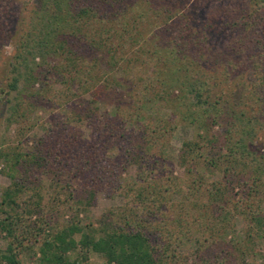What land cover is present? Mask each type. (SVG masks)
<instances>
[{
    "label": "rangeland",
    "instance_id": "obj_1",
    "mask_svg": "<svg viewBox=\"0 0 264 264\" xmlns=\"http://www.w3.org/2000/svg\"><path fill=\"white\" fill-rule=\"evenodd\" d=\"M128 2L130 9L123 18L134 20L132 32L135 34L129 37L131 31L127 29L131 27V20L126 29L123 23L125 20L120 16L114 21L115 30L126 38L122 44L128 54L151 52L143 56L138 54L144 67L134 66L131 69L129 85L140 76L143 82L150 79L151 72L168 61L172 51L178 56L176 58L181 68L179 83L185 84L180 94L169 86L171 97L180 96V112L174 113L161 107L156 99H149L141 109V119L133 117L126 121L125 118H119L115 122L122 134L130 133L153 145L152 161L158 158L166 160L163 167L158 163L152 178L163 180L171 172L173 178L183 181L194 178L196 186H201L198 194L196 191L197 197L189 195L186 199L175 194L171 198V203L182 200L192 210L194 206L198 207L193 211L196 217L203 214L206 219L202 226L198 224L193 235L179 242L171 241L175 260L170 264H264V230H256L252 222L255 231L248 237L251 223L248 221L250 216L245 212L246 206H250L252 215L259 216L261 226L264 227V187L257 188L256 193L251 192L250 188L253 184V167L264 171V2ZM35 3L36 0H0V23H5L14 35L11 38L10 34L3 36L0 32V223L10 213L9 208L1 206V203L5 191L13 187V177L17 178L18 184L30 186L28 194H20L15 198L17 215L24 219L15 232V238H9L0 231V256L6 254L11 241L14 242L13 247H16L15 242L21 241L22 245L16 250L18 264H38L39 246L46 235L72 225H77L83 232L87 225H106L110 214L116 211L118 214H126L136 204L134 197L137 194L138 168L133 163H115L122 155L120 147L114 146L100 152L101 162L97 170L88 157L92 154V148H97L95 140L100 129H97L96 122H102L105 117L113 118L119 101L123 116H136V108H129L133 100H136L134 93L140 90L139 97L145 95L143 84L136 85L133 92L121 87L113 92L115 97L110 102L108 95L89 105L93 98L88 92L78 93L76 90L71 99L59 95L63 88L56 78L50 77L47 81L34 83L28 81L27 74L40 71L37 65L42 62L37 57L33 60L29 53L31 48L27 49L32 43L28 42L25 47L23 39L29 30L28 22L35 17ZM140 12L143 17L137 19L135 16ZM105 26L109 27V24ZM114 40L112 43L116 44ZM155 48L162 49L161 60L152 54ZM98 55L102 63L108 60L106 53ZM21 59L26 61L21 63ZM66 62L64 55L47 58V64H42L53 73L56 67V70H61ZM120 76L121 73L116 71L114 77ZM45 84L51 86L52 90ZM198 94L201 96L200 102L197 100ZM146 95L145 98H149ZM209 103H217L216 114L219 118L211 116L209 119L205 117L197 120V115L193 114L195 108L203 110ZM85 108L91 109V123H94L95 128L83 115ZM211 112L215 115V110ZM168 118L174 127L162 134L157 130L159 121ZM243 129H247L248 135ZM228 137H232L238 145L243 144L241 152H253V156L243 157L240 161V164L244 162L247 167L239 181H225L221 170L207 164L224 157L229 149V144L224 143ZM210 139L218 142L211 145ZM193 141L202 144L200 153L203 157L187 160L184 164L179 159L182 146L185 142ZM51 142L56 148L52 149ZM42 145L48 147L43 154H46L45 159L50 167L24 174L23 165L10 166L14 154L32 152ZM4 154L10 158L3 157ZM219 163L222 165L221 161ZM107 168L113 173V182L109 181ZM242 168L240 165L238 171ZM96 172L101 175L99 184L101 182L104 185L96 191L92 204L85 206L87 192L93 189L92 179ZM225 184L233 199L245 203L240 210L244 216L238 213H232L231 216L230 205L214 203L210 201L211 198L209 200L208 190L211 191L214 185ZM130 186L135 190H131ZM62 187L66 193L72 194L70 199H65L67 195ZM35 193H40V196H35ZM52 196L57 198L54 200ZM30 200H39L41 208L28 216L25 208ZM226 201L228 203V197ZM114 218L119 221V218ZM221 218L228 220L223 223L224 230L218 227ZM191 220L189 217L188 221ZM41 229L43 232L37 235ZM162 236L160 234V244L163 245ZM79 238L80 232L74 235L75 240ZM71 256L75 258V255ZM88 261L90 264L103 263L101 256L94 253H89Z\"/></svg>",
    "mask_w": 264,
    "mask_h": 264
},
{
    "label": "trees",
    "instance_id": "obj_2",
    "mask_svg": "<svg viewBox=\"0 0 264 264\" xmlns=\"http://www.w3.org/2000/svg\"><path fill=\"white\" fill-rule=\"evenodd\" d=\"M247 1H249V3H255L257 1L264 2V0ZM35 4L36 8L34 9L33 15L35 17L31 22H28L29 30L23 39L25 47L28 46V42L32 43L27 49L31 48V52L29 53L32 55L33 60L37 57L41 59L42 62L37 65L40 67V71H31V73L27 74L28 81L30 80L34 83L42 80L47 81L50 77L56 78L58 84L63 88L59 95L71 99V96H74L77 92L76 90H78V93L79 91L88 92L93 98V101H90L89 105H93L98 98L100 99L108 95L110 102V100L115 97L113 92L115 93V91L121 87L132 90L131 92H133L136 85L143 84L142 88L144 94L149 95V98L146 99L142 91L141 94L144 95L142 98L139 97L141 96L139 94L140 90L134 93L135 98H133L136 100H133L129 108H136L135 110L138 112L136 116H123L124 113L120 110L122 107L120 105L121 101H119L118 105H116L115 116L113 118L105 117L102 122H96V126L98 124L97 129H100L95 140L97 148H92V154L88 157L91 158L92 164L94 163V169L97 170L101 162L100 152L114 146L120 147L122 155L119 161L115 160V163L118 164L119 162L118 165L127 162L133 163L136 164L138 168L137 194L136 197H134L136 199V204L131 206L126 214H118L117 211L116 213L113 212L110 214L106 225H100L99 227L87 225L84 232L77 225H72L57 230L53 234L46 235V237H43L39 246L38 264H90L88 261L89 253L100 255L103 259L102 264L172 263V261L175 260V255L172 250L173 245L171 241L179 242L188 235H193L196 232L195 230L198 224L200 223L202 226L206 217L203 216V214L196 217L193 211L198 207L193 205L194 210H192L188 205H185L182 200L178 203H171V198L175 194L186 199L189 198V195H192L193 198L197 197L196 191L198 194L201 186H196L197 181H195L194 178L188 181H183L175 177L173 178L171 172H168L163 180L152 178L155 175V171H157L158 167L156 166L158 163L163 167L166 160L158 158V160L152 161L151 153L153 145L149 143V141H144L130 133L127 135L122 134L115 122L119 118H125L126 121L131 120L133 117L141 119V109L149 99H156L161 107L168 108L174 113L180 112L181 109L178 106L180 100L178 98L180 96L171 97V90L169 89V86H171L172 90H176L180 94L185 86L184 83H179L180 77L178 74H180L181 68L179 66L180 64H178V56L172 51V54L170 53L169 55L170 59L164 61L163 65L156 67L154 71L151 72L152 77L145 80L146 83L142 81L143 78L140 76L136 78L137 81L135 83L129 85L131 69L134 66L137 68L144 67V64L140 60V56L149 55L151 52L138 51L128 54L122 44V40L126 38L120 34L119 31L115 30L114 21L117 16H120L122 19L130 9L128 0H36ZM142 15L143 13L140 12V14H137L135 17L139 19ZM123 19L125 20L123 23L126 29L128 22L131 20V27L127 30L131 31L129 32V37H132L133 34H135V32H132L135 22L131 18ZM106 24H109V27H106ZM0 32L3 36L5 34H10L11 38L14 36L5 23H0ZM116 32L119 34H116ZM129 37H127V39ZM113 39L117 41L116 44L112 43ZM160 51H162V49L158 48L152 51V54H154L158 60L162 58ZM27 52L28 51H25L24 53ZM98 53H106L108 55V60L102 63ZM64 55H66L67 62L61 70L58 69L59 71L56 70L58 67L54 66L56 69L51 73L42 64L44 62L46 63L47 58H57ZM149 57H151V55ZM18 58L21 57H17V59ZM25 61V59H21V63ZM116 71L121 73L119 78L114 77ZM262 74L264 79V61ZM133 84H135L134 87ZM48 87L49 90H52L50 88L51 86ZM200 99L201 96L198 94L197 100L199 102ZM134 102L137 103L134 104ZM90 110L89 108L84 110L85 112L83 115L86 117L89 124L94 127V123H91L93 115ZM201 110L198 111V108H195L193 114L197 115V120L204 119L205 117L209 119L211 116L214 119L219 118V115L216 114L218 111L217 103H209L208 107ZM212 110H215V115L211 112ZM192 122H194L193 119ZM173 127L172 121L168 118L163 122H161V120L159 121L157 130L165 134L173 129ZM200 128V130H202V127ZM246 130L245 134L248 135ZM214 142L218 141L210 139L209 144L213 145ZM224 143L225 145L229 144V149L225 153L224 159L222 157V159H220L219 157L216 162L210 161L207 164L221 170L225 181H239L243 178L242 173L244 168L247 167L244 162L240 164V161L243 157L247 158L253 156V152H241L240 150L243 151L244 149L243 144L238 145L232 137H228L227 141L224 140ZM52 145V149L56 148L55 144ZM201 146L202 144L199 145L196 141L185 142L179 156L180 161L185 164L187 160L203 157L202 153H200ZM47 149L48 147L46 148L42 145L32 152L26 151L16 153L13 156L10 166L14 167L18 164L23 165L24 174H31L32 170L37 171L43 170L45 167H50L45 159L46 154H43ZM2 156L6 159L10 158L7 154ZM220 161L222 165H220ZM223 165L224 168H221ZM240 165L243 168L238 171ZM107 169L110 173V175L108 174L109 181L113 182V173H111L109 168ZM189 172L190 170L188 173ZM98 173L96 172L94 174L95 178L92 179V181H94L92 185L93 189L87 192L88 199L84 203L85 206H90V204H92L96 191L101 185H104V183L101 182L99 184L101 175ZM252 173L253 184L250 188L251 192L255 191L256 193L257 188L264 187V171L258 169V167H253ZM13 180V187L5 191L1 203V206L9 208L10 213L8 217L0 223V231L6 233L9 238H15L14 235L16 230H18V227L24 222L23 217L17 215L15 208L17 207V203L15 198L20 194H28V189L30 190V186L27 187L24 183L18 184L16 177H13ZM57 185L59 186V183H57ZM226 186V184L225 186L214 185L211 191L208 190V194H210L209 200L211 198L210 201H214V203H222L225 204V206L230 205L232 208V210L229 211L230 215L232 213H238L244 216L245 214H241L240 210L243 209L245 203L233 199L232 195L228 193ZM133 187H135V185H133ZM133 187H131V190H135L132 189ZM61 189L65 195H67V197H65L66 200L72 197V194L69 192L66 193L67 191H65V188L62 187ZM35 194L37 197L40 196V193ZM227 197L228 203H226ZM251 197L254 196L251 195ZM52 198L55 200L57 197L52 196ZM195 202L197 204V201ZM28 203L30 204L25 208L28 216H31V213L41 208L39 200H30ZM241 204L242 206H240ZM250 210H252V208L246 206L245 212L247 213L246 215L250 216L248 221L251 223V227L247 231L248 237H250L251 232L255 231L252 227V222L255 223L256 230H260V228L264 230L263 225L261 226L259 216L256 214L252 215L253 212ZM114 217L119 218V221ZM189 217H191V221H188ZM225 221L228 220L221 218L218 225L222 230L225 229L223 224ZM42 232L41 229L37 232V235ZM79 232L80 238L79 240H75L74 235ZM160 234L163 235V245L160 244ZM202 242L204 243V241ZM12 243L14 242L11 241V243H9L6 254L0 256V264H18L16 250L22 243L21 241L15 242L16 247H13ZM71 255H75V258Z\"/></svg>",
    "mask_w": 264,
    "mask_h": 264
}]
</instances>
